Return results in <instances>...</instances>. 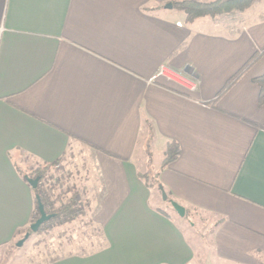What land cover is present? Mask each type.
I'll use <instances>...</instances> for the list:
<instances>
[{
	"label": "crops",
	"instance_id": "obj_1",
	"mask_svg": "<svg viewBox=\"0 0 264 264\" xmlns=\"http://www.w3.org/2000/svg\"><path fill=\"white\" fill-rule=\"evenodd\" d=\"M172 1L0 0V248L34 215L24 176L54 164L85 206L52 228L40 264H264V0L191 22ZM162 63L196 90L150 82ZM171 141L178 157L150 172ZM154 191L184 216L154 205ZM189 216L203 224L198 248Z\"/></svg>",
	"mask_w": 264,
	"mask_h": 264
},
{
	"label": "trees",
	"instance_id": "obj_2",
	"mask_svg": "<svg viewBox=\"0 0 264 264\" xmlns=\"http://www.w3.org/2000/svg\"><path fill=\"white\" fill-rule=\"evenodd\" d=\"M260 0H209V1H193V0H174L172 1V7L177 9L185 14V21L191 22L196 18L210 16L216 17L220 15L230 14V13H242L251 5L257 3ZM260 54H254L244 65L243 67L226 83V85L217 93L215 99L212 101L213 104L216 103L217 99L232 86V84L237 80V78L247 70L252 64H254ZM255 83L259 87V102L264 101V74L256 78ZM180 154V147L177 142L171 141L166 144L164 151V158L162 160V166L174 161ZM51 165H42L37 166L34 171L29 173V176L35 178L39 177V183L36 188L33 189L35 195V211L32 217L30 224H32L37 217L39 212L37 209V200L38 196L44 210L48 214H54L48 221H45L40 225L37 232L42 229L45 225L48 224H63L74 220L78 215L82 213V209L76 205V202L73 200V196L67 199V201L60 205L58 208H53L52 203H50V196L46 192V189L41 185V180L47 177L48 172L52 169ZM143 179L150 185V180H155L153 176L148 178L147 174L143 175ZM155 183V182H154ZM161 211V210H160ZM162 212V211H161ZM32 233L30 228H26L25 233Z\"/></svg>",
	"mask_w": 264,
	"mask_h": 264
},
{
	"label": "rangeland",
	"instance_id": "obj_3",
	"mask_svg": "<svg viewBox=\"0 0 264 264\" xmlns=\"http://www.w3.org/2000/svg\"><path fill=\"white\" fill-rule=\"evenodd\" d=\"M232 14V13H230ZM227 15V14H225ZM223 16V15H220ZM218 17V16H217ZM154 157L151 163V169L150 172H154L156 168V160H159L161 157H164V153L158 151H153ZM36 168V166H35ZM53 168V167H52ZM141 170H145V168H142ZM145 173V171H144ZM148 175V178H151V176H155L153 173H145ZM155 178V177H154ZM150 186L155 187L154 182L155 180L149 179ZM68 175L65 173L60 172H52V169L48 172L47 177L41 180V185L46 189V192L50 196V203H52L53 208H58L57 204H55L54 199V189H57L58 192H61L64 194L63 200L64 203L67 201L68 198L73 196V200L76 202V205L83 209L85 206L84 199L81 197V194H74L67 193V183H68ZM66 188V189H65ZM156 190V188H155ZM61 196V195H60ZM154 199H152V203L154 205H157L158 208L161 210H165L177 221H179V217L177 216L176 211L170 206V204L166 201H164L160 194L157 193V191H154ZM78 217V216H77ZM187 217V216H186ZM189 222H184L182 227L184 231H186L189 240L192 242V244L198 248L201 244V234L203 233V224L199 221V219H195L193 216H189L188 218ZM71 222V221H70ZM192 222L194 223L193 226H191ZM62 224H48L45 225L42 229H40L38 232H32L29 233L28 237L23 241V243L20 246L16 245V241L14 240L10 245L6 247L0 248V264H40L42 261L49 256L48 252L50 251V247L53 244H56V237L52 235V228L58 227ZM64 225V223H63ZM73 228L76 226V223L69 224ZM60 229V228H57ZM77 230L81 229L84 232H89L92 229H95L92 225H80L76 227ZM50 230V231H49ZM55 231H58L55 229ZM51 232V233H50ZM55 234V233H54ZM85 234V233H84ZM24 236H20L19 238H23ZM18 238V241L20 240Z\"/></svg>",
	"mask_w": 264,
	"mask_h": 264
},
{
	"label": "built area",
	"instance_id": "obj_4",
	"mask_svg": "<svg viewBox=\"0 0 264 264\" xmlns=\"http://www.w3.org/2000/svg\"><path fill=\"white\" fill-rule=\"evenodd\" d=\"M158 79H162L183 91H195L197 88V79L194 76L185 70L175 69L167 63L160 64L149 81L156 82Z\"/></svg>",
	"mask_w": 264,
	"mask_h": 264
},
{
	"label": "water",
	"instance_id": "obj_5",
	"mask_svg": "<svg viewBox=\"0 0 264 264\" xmlns=\"http://www.w3.org/2000/svg\"><path fill=\"white\" fill-rule=\"evenodd\" d=\"M166 7L171 8L172 3H168L166 5ZM24 178L27 181V183L30 185L31 188L34 189L37 187V185L39 183V177L32 178V177L25 175ZM163 198L166 199V196L164 194H163ZM36 200H37V209L39 212V216L37 217V219L32 224H30L29 228H30L31 232H36L42 223H44L45 221H48L54 215V214L46 213V211L44 210V207H43L38 196L36 197ZM170 205L176 211V213L179 216H184V214H185L184 207L180 206L179 204H177L174 201H170ZM28 235H29V232L26 233L22 239L17 241L16 245L20 246L23 243V241L28 237Z\"/></svg>",
	"mask_w": 264,
	"mask_h": 264
}]
</instances>
